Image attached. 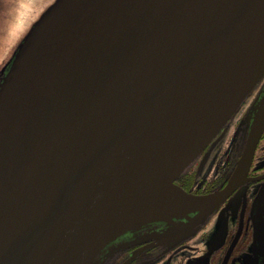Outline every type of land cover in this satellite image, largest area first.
I'll use <instances>...</instances> for the list:
<instances>
[{
    "label": "water",
    "instance_id": "1",
    "mask_svg": "<svg viewBox=\"0 0 264 264\" xmlns=\"http://www.w3.org/2000/svg\"><path fill=\"white\" fill-rule=\"evenodd\" d=\"M264 77V0H53L0 68V264H93L150 221L197 224L249 168L264 80L229 182H174ZM244 264H264V182Z\"/></svg>",
    "mask_w": 264,
    "mask_h": 264
},
{
    "label": "flooded vegetation",
    "instance_id": "2",
    "mask_svg": "<svg viewBox=\"0 0 264 264\" xmlns=\"http://www.w3.org/2000/svg\"><path fill=\"white\" fill-rule=\"evenodd\" d=\"M264 77L218 133L174 182L186 191L206 194L229 182L244 142L243 116ZM264 182V130L244 179L225 193L197 224L186 226L197 212L170 222L154 220L110 241L93 264H244L250 253L252 200Z\"/></svg>",
    "mask_w": 264,
    "mask_h": 264
},
{
    "label": "rangeland",
    "instance_id": "3",
    "mask_svg": "<svg viewBox=\"0 0 264 264\" xmlns=\"http://www.w3.org/2000/svg\"><path fill=\"white\" fill-rule=\"evenodd\" d=\"M53 0H0V67L32 22ZM243 136L245 129H242Z\"/></svg>",
    "mask_w": 264,
    "mask_h": 264
}]
</instances>
